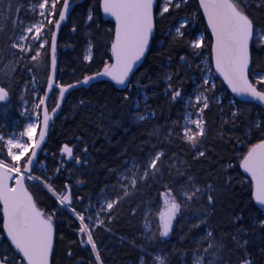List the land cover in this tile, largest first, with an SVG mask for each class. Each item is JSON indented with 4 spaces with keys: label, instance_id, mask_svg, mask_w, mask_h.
Masks as SVG:
<instances>
[{
    "label": "snow or ice",
    "instance_id": "obj_1",
    "mask_svg": "<svg viewBox=\"0 0 264 264\" xmlns=\"http://www.w3.org/2000/svg\"><path fill=\"white\" fill-rule=\"evenodd\" d=\"M14 2L0 0V15L6 12L7 19L11 20ZM70 7L71 0H42L33 5V12L38 11L41 20L29 22L26 28L20 27L22 21L17 16L12 21L14 32L10 37L13 60L7 65L0 61V102L3 104L11 103L16 94L18 84L12 73L21 71L20 65L27 73L38 67L46 74V88L37 84L35 76L31 82H24V93L35 97L29 101L25 95L20 96V116L27 121L26 126L18 124V133L15 130H0V245L3 246L0 264H56L55 246L64 239L60 225L65 222L66 213L78 221L74 233L78 240L70 243L77 247L90 246L88 259H80L75 264H107L101 251L105 248L104 239L99 233L115 234L111 226L118 212L139 223V236L127 241L129 246L138 250L134 264H173L172 256L178 251L184 264H264V259H261L264 258V247L257 252L250 251V241L243 238L246 234L243 227H237L235 234L221 233L217 238L215 229L209 223L208 210L214 212L222 189L212 180L211 173L206 174L201 184L200 177L192 170L188 160L172 163L179 159L176 152L170 154L168 151L174 138L180 135L175 124L156 127L144 142L151 145L147 151L143 146L138 147L139 156H130L122 166L108 169L107 182L95 197L77 195L69 183L73 175L68 167L70 163L79 168L90 164L88 144H84L82 149L78 147L81 137L75 138L77 144L65 142L60 145L59 160L55 152L46 155V159H51L56 165L49 174L46 163L39 159V153L43 151L50 122L63 112V105L68 102L71 91L88 85L92 80L107 77L116 85L125 86L122 99L129 103L133 88L147 89L155 83L149 77L148 84H141L139 80L133 84L132 78L137 63L151 51L150 42L154 40L160 24L176 10L183 12L185 8L191 9L192 5L190 0H97L96 8L87 15V20L92 22L89 27L94 24L97 29L101 28L96 23L95 13L98 10L114 18V27L103 30L107 39L102 38L95 45L103 70L84 75L82 80L62 83L57 75V32L68 18ZM257 7L264 10V0H259ZM195 8L194 14L189 12L176 25H170L174 33L169 32L174 44L185 53L179 57L181 67L186 65L188 71L195 67L197 75L190 77L195 87L192 93L186 92L185 81L180 78L179 72H169L165 77L164 95L169 103L184 101L185 110L195 109L196 118L182 126L183 135L180 138L190 146L192 160L199 161L207 158L213 150L205 145L208 136L207 121L203 118L205 110H210L213 104L217 105L222 124L236 127L246 111L240 105L259 102L264 107V15L256 16L249 0H197ZM16 11L18 13L19 8ZM194 23H200L203 31H190ZM49 33L50 37L45 38ZM205 48L208 50L206 67L195 63L204 58ZM3 56L4 52L0 49V57ZM87 59L95 62L92 55ZM27 61H31L33 67ZM13 64L16 67H12ZM30 84L33 86L30 87ZM222 89L224 92L230 89L235 96H220ZM41 92L43 95H40ZM137 100L138 97L131 100V105L139 109ZM225 100L230 109L227 120L223 118ZM90 103L81 98L73 107H86ZM100 107V115L103 116L108 104ZM155 115V110L145 102L143 114L130 112L127 119L146 122ZM114 123L123 126L122 121ZM242 123L247 131L237 138V144L243 145L249 135L255 142L248 140L246 148L238 152L233 145L235 154L224 158L220 171L237 173L235 177L227 175L224 190L238 180L250 188V195L264 214V113L259 119ZM153 137L156 138L155 143H152ZM220 139H224L222 133ZM231 141L229 136L226 142ZM122 155L128 156L127 149ZM232 161H236L235 165ZM37 164H40L39 169ZM241 169L243 171L239 172ZM166 170L169 179H165ZM65 172L68 177L57 184ZM82 183L79 180L76 182L78 187ZM41 189L43 196L40 195ZM152 191H155V196ZM137 197H140L138 202ZM205 200L206 205L194 207ZM125 204L128 205L126 213ZM189 212L194 215H186ZM193 219L198 222L190 223ZM242 219V214L237 215L233 222ZM253 224V231L257 227L264 229V219L257 218ZM201 225L205 226L203 233L193 234ZM174 235L180 241L189 242L190 257L187 250H180L175 245L171 250L162 247ZM229 236L234 247L228 249L229 255L225 257ZM62 251L67 259H73L71 246Z\"/></svg>",
    "mask_w": 264,
    "mask_h": 264
},
{
    "label": "trees",
    "instance_id": "obj_2",
    "mask_svg": "<svg viewBox=\"0 0 264 264\" xmlns=\"http://www.w3.org/2000/svg\"><path fill=\"white\" fill-rule=\"evenodd\" d=\"M79 1V0H74ZM42 0H15L13 4L12 19H7V13L0 15V49L3 50L4 56L0 57V61L4 65H7L13 60L12 49L10 47V37L14 32L13 22L19 16L23 27V23L26 21L35 22L38 19V11L33 12V5H38ZM253 5V13L256 16L264 15V10H261L257 5L259 0H249ZM192 5L191 9L185 8L183 12L176 10L172 16L166 17V19L160 24L159 29L156 31V36L152 41L151 51L147 54L145 62L141 68L136 72L133 79V84L137 80L141 84H148L149 77L155 83L145 88H133L130 95L129 103H125L122 99L124 92L116 88L110 82L104 81L94 84L89 89L74 90L70 96H68V102L64 104L63 112L55 121L53 126L49 142L46 144L44 151L47 156L52 153H57L56 159L59 160V147L65 142H71L77 144L76 137H81L82 142L78 144L80 149L84 144L89 146V160L90 164L85 168H79L73 164H69L68 167L72 170L73 175L69 183L73 186V191L79 196H93L104 187L109 177L108 169L118 168L122 166L125 160H128L130 156H139L138 147L143 146L147 151L151 145H145L144 142L149 139V133L153 132L158 126H173L174 124L179 129V136H176L173 140L171 148L168 149L169 153L176 152L179 159L173 160L172 163L179 164L181 160H188L192 165V170L200 177V183H204L206 174H212V180L215 184L222 189V194L217 198L214 212L209 209V223L215 229L217 238H220L221 233L235 234L237 227H243L246 229L244 239L250 241L249 250L257 252L259 248L264 247V229L256 228L253 231V221L257 218L264 219V214H261L253 197L250 195V188L242 185L237 180L234 185L224 190L225 180L227 175L231 174L236 176V172L225 173L220 171L221 163L224 162V158L231 157L235 154L233 151V145H235V151L238 152L246 148L248 140L255 142V139L249 135L243 145L237 144V138L241 137L247 129L244 127L242 121L250 119H259L263 109L258 105H240L242 109H246L244 115L239 121L237 126L232 127L231 124L223 123L221 121V112L217 105L213 104L210 110H205L204 119L207 121L208 136L205 140V145L211 149L207 158H201L199 161H193L191 158V149L187 142L181 140L183 135L182 126L186 122V116L189 112L196 113L195 109L185 110L184 101H177L176 103H169V100L164 95V88L166 87L165 77L169 72H179L181 79L185 81L184 89L188 93H192L195 85L193 80L197 75L195 67L192 71H188L187 66L181 67V61L179 57L184 55V51L174 44L169 32L174 33V28H170V25H176L178 21H181L184 17L188 16L189 12L195 13V5L197 0H190ZM97 0H86L77 4L69 13V17L66 22L61 26L58 40L57 60H58V79L62 83H72L75 80L83 79L84 75H92L97 71L103 70V65L100 63V56L96 55V43L100 39H107L103 36L104 29H112L114 27V20L106 18L102 13V10H98L95 15L97 16L96 23L101 25L100 29H97L91 21L87 20V15L90 10L95 9ZM19 8L17 13L16 9ZM195 19V17H192ZM76 31L73 32V28ZM192 30L203 31V27L200 23H194ZM16 34H19V29L16 30ZM50 33L48 37H50ZM48 47V46H47ZM50 48V47H49ZM89 48H92V56L95 57V62L87 60L86 53ZM50 53V49H49ZM169 56L171 62H169ZM6 57V58H5ZM208 50H204V58L195 63H201L203 60H207ZM107 59V57H104ZM190 62H191V58ZM30 67H33L31 61H27ZM12 67H16L15 64ZM21 71L12 73L15 76V80L18 84L16 94L13 95L11 103H0V130L2 131H20L17 125H26L27 121L24 117L20 116L21 101L20 96L25 95V99L33 101L34 95H26L23 91L25 80L31 82L32 77L35 76L39 85L46 88V74L38 67H33L32 73L23 71V65L19 66ZM4 71H8L7 68H3ZM49 70H50V56H49ZM178 82V81H177ZM219 84V81H217ZM31 87V84L29 85ZM226 88V85L224 86ZM146 93V95H145ZM40 95H43L41 92ZM220 96L234 97L229 91L224 92L223 89L219 93ZM139 103V109H136L131 105V100L136 99ZM91 101L86 107H73L81 99ZM236 99H238L236 97ZM147 105L154 109L156 115L149 121H133L127 119L128 113L135 114L137 111L143 114V109ZM108 104V108L104 111L103 116L100 115L102 104ZM224 119L229 118L230 109L227 100L223 103ZM6 109V110H5ZM123 122V126H118L114 122ZM178 122V123H177ZM127 129V133L125 132ZM221 133L224 135V139H220ZM231 136V143H227V138ZM156 142V138H152V143ZM127 149L128 156L122 155ZM79 155L80 153L77 152ZM46 155H41L40 161L46 163L51 174L55 168V164L51 159H46ZM167 163V162H166ZM235 165L236 161L231 162ZM39 169V167H37ZM243 170H239L242 172ZM39 174V173H38ZM68 177V173L65 172L57 184L63 183ZM165 179H169L166 176ZM82 181L83 183L78 187L76 182ZM145 191H149L145 189ZM151 194L155 196V191ZM40 195L43 196V189L40 191ZM140 197H137V202ZM162 202V198H161ZM205 201L198 202L194 207H200L206 205ZM128 205H124V211L126 213ZM243 215V219L238 222H233L237 215ZM186 215H194L193 212L186 213ZM64 223L60 225L62 229V235L64 237L58 244H56V264H75L80 259L87 260L89 257L88 249L90 246H79L71 244V241L78 240L74 217L69 214H65ZM198 221L193 219L190 223H197ZM2 223V221H0ZM73 224L72 227L69 225ZM114 235H110L104 232L99 233L104 239L105 248H102V255L107 261V264H134V259L138 255V250L129 246L127 242L133 236H139V223L136 220H132L127 217L126 214L122 215L120 212L117 214V219L112 224ZM205 226L201 225L200 228L195 229L193 234L200 235L203 233ZM122 238L123 241H122ZM175 245L180 250H187L189 257L191 256V249L188 241H180L179 237L174 235L168 240L162 247L171 250ZM228 247L224 251L225 257L229 255L228 249L234 247L233 241L229 236L227 239ZM72 248L74 253L73 259L69 260L66 254L62 251L68 247ZM3 246L0 245V250ZM62 256L64 258L62 259ZM264 259V258H261ZM173 264H184L181 259L180 252H176L172 256Z\"/></svg>",
    "mask_w": 264,
    "mask_h": 264
},
{
    "label": "water",
    "instance_id": "obj_3",
    "mask_svg": "<svg viewBox=\"0 0 264 264\" xmlns=\"http://www.w3.org/2000/svg\"><path fill=\"white\" fill-rule=\"evenodd\" d=\"M84 1H86V0H79V1H73V0H71L70 12H71V10H72L77 4L82 3V2H84ZM70 12H69V13H70ZM102 13H103V12H102ZM103 14H104V13H103ZM104 16H105L106 18H110V19H113V20H114V18H112V17H110V16H108V15H106V14H104ZM68 17H69V15H68ZM67 19H68V18H67ZM67 19H66V20H67ZM66 20H65L64 22H62L61 26L66 22ZM61 28H62V27H61ZM61 28H60V29L58 30V32H57V43H58V40H59L58 36H59V33H60ZM155 33H156V32H155ZM155 36H156V34H154V38H155ZM151 44H152V42H150V48H151V46H152ZM49 49H50V48H49ZM148 53H149V52H147V53L145 54V57L142 58V60H141L140 62H138L137 65L135 66V69H134L135 74H136V72L141 68V66L143 65V63L145 62L146 57L148 56V55H147ZM57 75H58V73H57ZM104 81L110 82L111 84H113L114 86H116L117 89H119V90H121V91H125V86H124V85H116L114 81H111L110 78H107V77H101V78H99V79L92 80L88 85H82V86H80L78 89H74V90H79V89H89V88L92 87L94 84H96V83H100V82H104ZM74 90H72L71 93H73ZM228 91L230 92V89H229ZM230 93H231V92H230ZM232 95L234 96L235 94H232ZM237 98L240 99L239 97H237ZM0 103H2V102H0ZM253 104L258 105V106L261 107V108L263 109V111H264V107L260 106V105H259V102H254ZM63 107H64V105H63ZM60 115H61V113L58 114V117H59ZM58 117L54 118V121L50 122V127H49V131H48V136L46 137L45 145H42L43 151L39 153V159L41 158L40 156H41V155L43 154V152H44V149H45V147H46V144L49 142V138H50L51 130H52L53 126L55 125L54 123H55V121L58 119ZM41 120H42V113H41ZM39 131H40V129H39ZM38 134H39V132H38ZM38 134H37V136H38ZM36 166H37V165H36ZM253 201L255 202L254 197H253ZM255 204H256V206L258 207V209H260L261 206L258 205L256 202H255Z\"/></svg>",
    "mask_w": 264,
    "mask_h": 264
},
{
    "label": "rangeland",
    "instance_id": "obj_4",
    "mask_svg": "<svg viewBox=\"0 0 264 264\" xmlns=\"http://www.w3.org/2000/svg\"><path fill=\"white\" fill-rule=\"evenodd\" d=\"M74 1V0H73ZM39 20H41V17L39 16V14H38V19H37V21H39ZM37 21H35V22H37ZM29 22H31V21H26V22H24L23 23V27L22 28H26L27 26H29ZM35 22H33V23H35ZM30 36L31 35H33V34H29ZM46 38V37H45ZM47 47V46H46ZM92 54V48H89L88 49V51H87V53H86V58L89 56V55H91ZM88 60V59H87ZM202 64H203V66L204 67H206L207 66V60L205 59V60H203L202 61ZM33 78V77H32ZM36 82H37V80H36ZM37 84L39 85V83L37 82ZM33 85H31V87H32ZM193 103H195V101L193 100ZM186 122H189L190 121V119H195L196 118V113H193V111L192 112H189L188 114H187V116H186ZM185 122V123H186ZM26 126V125H25ZM191 126V125H190ZM194 127V126H193ZM39 129L40 128H38L37 129V134H38V132H39ZM18 133V132H17ZM44 155H46V152H45V154ZM44 162V161H43Z\"/></svg>",
    "mask_w": 264,
    "mask_h": 264
},
{
    "label": "built area",
    "instance_id": "obj_5",
    "mask_svg": "<svg viewBox=\"0 0 264 264\" xmlns=\"http://www.w3.org/2000/svg\"><path fill=\"white\" fill-rule=\"evenodd\" d=\"M39 168H40V166H39Z\"/></svg>",
    "mask_w": 264,
    "mask_h": 264
}]
</instances>
